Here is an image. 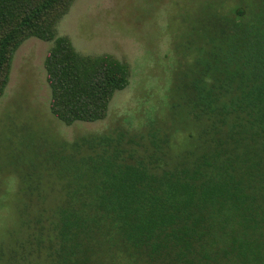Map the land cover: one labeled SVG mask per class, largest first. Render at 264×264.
<instances>
[{
    "label": "trees",
    "instance_id": "1",
    "mask_svg": "<svg viewBox=\"0 0 264 264\" xmlns=\"http://www.w3.org/2000/svg\"><path fill=\"white\" fill-rule=\"evenodd\" d=\"M226 1L179 38L191 54L174 85L180 127L143 152L123 133L18 143L30 154L15 196L0 191V264H264V0ZM74 2L0 0V98L25 40L53 42L50 110L68 125L106 118L131 76L127 61L58 35Z\"/></svg>",
    "mask_w": 264,
    "mask_h": 264
},
{
    "label": "rangeland",
    "instance_id": "2",
    "mask_svg": "<svg viewBox=\"0 0 264 264\" xmlns=\"http://www.w3.org/2000/svg\"><path fill=\"white\" fill-rule=\"evenodd\" d=\"M209 1L75 0L58 23V35L68 36L83 55L109 53L131 66L129 85L114 94L106 118L95 122L68 125L51 113L44 60L53 42L36 37L25 40L15 53L10 80L0 98L2 200L15 196L20 183L19 156L30 154L17 150L22 140L45 149L83 135L123 133L126 147L136 146L143 152L154 133L164 136L180 127L171 112L176 101L174 85L191 54L180 46L179 38ZM183 133H176V148ZM3 183L8 184L6 196ZM9 211L4 208L0 214L6 216ZM4 216L2 224L8 225L13 212L9 219Z\"/></svg>",
    "mask_w": 264,
    "mask_h": 264
}]
</instances>
